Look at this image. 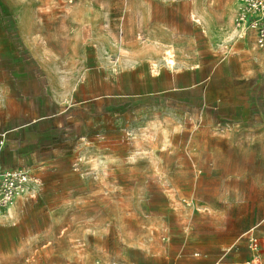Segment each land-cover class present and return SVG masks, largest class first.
I'll return each mask as SVG.
<instances>
[{"label": "rangeland", "instance_id": "374dc122", "mask_svg": "<svg viewBox=\"0 0 264 264\" xmlns=\"http://www.w3.org/2000/svg\"><path fill=\"white\" fill-rule=\"evenodd\" d=\"M234 2L0 0V162L33 179L0 264L249 258L250 231L264 260V47Z\"/></svg>", "mask_w": 264, "mask_h": 264}, {"label": "built area", "instance_id": "2783aa9c", "mask_svg": "<svg viewBox=\"0 0 264 264\" xmlns=\"http://www.w3.org/2000/svg\"><path fill=\"white\" fill-rule=\"evenodd\" d=\"M235 28L240 30L238 38L246 36L247 31H253L256 43L264 47V0H235ZM33 184L30 174L22 169L4 171L0 167V218L7 216L10 209L22 198H26ZM247 250L250 257L242 264H264L261 257L260 242L253 232L246 237ZM95 264H122L97 260Z\"/></svg>", "mask_w": 264, "mask_h": 264}, {"label": "crops", "instance_id": "0c3cea01", "mask_svg": "<svg viewBox=\"0 0 264 264\" xmlns=\"http://www.w3.org/2000/svg\"><path fill=\"white\" fill-rule=\"evenodd\" d=\"M235 4V2H234ZM235 9H236V5H235ZM254 34L255 33L252 31H248V34ZM246 38V36L242 39L238 38L241 41H244V39ZM238 40V41H239ZM235 47L238 49V51H244V44L243 43H238L235 44ZM253 50L256 51V47H253ZM170 53V52H168ZM166 53V54H168ZM196 68H185L182 69L180 68L178 70V72H176L175 75H173L172 78V86H178V87H186V86H192L193 84H196L198 80L201 79L200 75L196 74ZM198 73V72H197ZM0 166L1 169L4 171H9V170H17V169H22V168H14L10 165H5L4 161L2 160L0 162ZM24 170V169H22ZM225 251V252H224ZM224 253H230V256L227 257V254ZM192 258L197 259V260H202V261H195V262H191L190 264H227L229 262H231V264H242L245 260L248 259V254L247 257L245 258H240L239 256V248L237 246H233L232 248H229L228 250H223L222 253H215L210 255L209 253L206 252H201V251H197L192 253ZM183 258L182 254L178 255V259L180 261V259ZM114 261V260H113Z\"/></svg>", "mask_w": 264, "mask_h": 264}, {"label": "bare ground", "instance_id": "6f19581e", "mask_svg": "<svg viewBox=\"0 0 264 264\" xmlns=\"http://www.w3.org/2000/svg\"><path fill=\"white\" fill-rule=\"evenodd\" d=\"M168 53V52H167Z\"/></svg>", "mask_w": 264, "mask_h": 264}]
</instances>
